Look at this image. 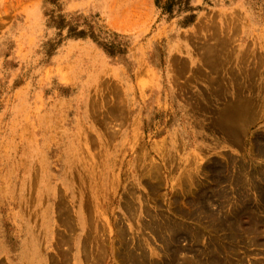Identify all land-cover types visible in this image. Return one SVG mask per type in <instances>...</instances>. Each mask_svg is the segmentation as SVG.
<instances>
[{
  "label": "rangeland",
  "instance_id": "rangeland-1",
  "mask_svg": "<svg viewBox=\"0 0 264 264\" xmlns=\"http://www.w3.org/2000/svg\"><path fill=\"white\" fill-rule=\"evenodd\" d=\"M216 260L264 264V0H0V264Z\"/></svg>",
  "mask_w": 264,
  "mask_h": 264
},
{
  "label": "bare ground",
  "instance_id": "bare-ground-1",
  "mask_svg": "<svg viewBox=\"0 0 264 264\" xmlns=\"http://www.w3.org/2000/svg\"><path fill=\"white\" fill-rule=\"evenodd\" d=\"M240 125H241V124H240ZM240 125H239V126H240ZM240 127H241V126H240ZM236 131H237V130H236ZM236 131H235V132H236ZM200 203H201V202H200ZM174 232H176V231H174ZM173 235H174V234H173ZM176 235H177V234H176ZM230 236H231V235H230ZM232 236H233V235H232ZM228 237H229V236H228ZM234 239H235V237H234ZM252 240H253V239H252ZM257 240H259V239H257ZM261 241H262V240H261ZM261 241L258 242V245H260L259 243H261ZM253 242H254V241H252V243H253ZM255 242H256V240H255ZM255 242H254V243H255ZM254 243H253V244H254ZM262 243H263V242H262ZM262 243H261V244H262ZM260 246H261V245H260ZM174 252H175V251H174ZM212 256H214V255H212ZM210 257H211V256H210ZM208 258H209V257H208ZM211 258H212V257H211ZM214 258H215V257H214ZM216 258H218V257H216ZM204 260H205V259H204ZM212 260H213V259H212ZM222 260H224V259H222ZM217 261H218V260L214 261L215 263H214V262H213V263L216 264V263H218ZM220 261H221V260H220ZM220 261H219V263H220ZM204 262H205V261H204ZM222 263H223V262H222ZM201 264H202V263H201Z\"/></svg>",
  "mask_w": 264,
  "mask_h": 264
}]
</instances>
